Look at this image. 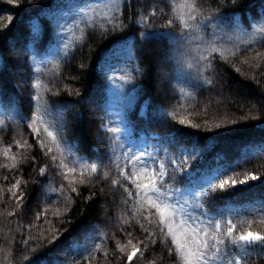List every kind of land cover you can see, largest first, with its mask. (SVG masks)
<instances>
[{
	"label": "trees",
	"instance_id": "trees-1",
	"mask_svg": "<svg viewBox=\"0 0 264 264\" xmlns=\"http://www.w3.org/2000/svg\"><path fill=\"white\" fill-rule=\"evenodd\" d=\"M187 2L0 0V165H9L0 167V264H86L90 253L92 264H126L116 242L127 245L128 239L148 245L146 250L141 246L144 255L132 264H181L175 252L169 254L171 239L160 232L156 218L149 224L147 212H134L135 191L129 198L123 187L112 185L119 178L132 188L117 168L127 164L125 154L144 153L149 167L165 164V185L179 189L169 199L182 206L178 219L181 213L191 218L189 227L231 220L240 232L252 221L251 230L264 232V58L256 55L264 53V35L253 31L264 25V0H196L201 11L189 21L196 27L186 29L178 17H187ZM234 25L240 35L231 31ZM250 29L252 35H242ZM154 39L161 54L176 53L164 63L166 71L175 72L170 93L155 91ZM213 46L219 51L210 52ZM17 68L25 73L22 81L13 76ZM219 78L234 99L212 89ZM36 81L39 89L33 87ZM37 93L42 98L34 101ZM92 94L96 103L90 104ZM37 107L57 134L63 155L46 134L38 140L28 127ZM15 141L27 147L18 148ZM9 145L15 161L3 155ZM47 148L53 149L49 155ZM61 160L77 168L69 175L77 182L64 179ZM81 163H96L99 171L81 177ZM41 167H46L43 175ZM249 173L258 178L211 188ZM81 178L85 183H79ZM18 179L17 192L12 185ZM42 185L41 201L34 204ZM105 190L117 209L103 211ZM12 192L22 195L19 203ZM105 221H111L110 230ZM141 224L155 243L146 240ZM227 251L244 256L248 264H264V246L227 244Z\"/></svg>",
	"mask_w": 264,
	"mask_h": 264
},
{
	"label": "snow or ice",
	"instance_id": "snow-or-ice-1",
	"mask_svg": "<svg viewBox=\"0 0 264 264\" xmlns=\"http://www.w3.org/2000/svg\"><path fill=\"white\" fill-rule=\"evenodd\" d=\"M8 3H17L19 0H7ZM233 4L236 3V0H231ZM188 9L187 17L180 15L178 17L179 21L183 24L184 28L196 27L194 24H190L189 21H195L197 15L200 13L201 9L197 7L196 0H188L184 5ZM155 12H153V15ZM12 17H7V22L11 23ZM169 24L172 23L171 20L168 21ZM3 27H7V24H4ZM255 31L261 35H264V25L257 27ZM210 52H218L219 49L214 46L209 49ZM235 52L230 53V55H235ZM257 57L264 58V53H257ZM226 58V57H225ZM201 59L207 60L205 56H201ZM247 63V60L244 61ZM210 65V62H209ZM239 71V69H237ZM211 83V81H209ZM33 87L39 89L41 87L40 81H36L33 84ZM42 97L39 93L33 97L34 101H39ZM181 123L185 121L181 120ZM4 122L0 120V125ZM31 131L37 136L38 140L41 136L46 134V137L50 139L51 143L56 146L63 155V149L60 148V141L57 137V134L51 130L50 126L44 121L43 116L39 112V107H37L36 112L33 114L31 123L28 125ZM219 127V125H217ZM106 130L113 134H118L120 132L119 128L107 127ZM15 145L18 148L27 147L26 142L22 144L20 141H15ZM11 145L5 147L3 155L6 159L15 161V156H9ZM40 147L45 148L46 145L41 141ZM53 151L52 148H47L46 155L51 154ZM127 156V164L121 166L117 164L119 169V176L123 178L124 181H127L132 185V188L129 189L127 186L121 184V179H113L112 185L121 186L124 188L127 196L133 198V190L135 191V200L136 203L133 206L134 212L142 213L147 212V215L144 216V220L149 224L152 223V218H156L157 224L160 226V232L171 239L173 247L168 249L169 254L175 252L181 264H248V261L242 255H230L227 251V244L236 245L240 248H245L246 246L260 245L264 246V232L261 231H252L251 224L252 221H248L249 228L244 231L237 232V224L233 223L231 220H214L208 225H202L197 227L195 223H192V226L189 227L191 223V218H185L183 214H180L179 219L177 214V208L182 207L178 203H173L169 198L178 193L179 189H172L171 186L165 185V178L168 176L167 169L164 163H159L156 167H149L145 161H143L144 153L140 155L135 154H125ZM51 159L56 162L57 157L51 155ZM175 164V161H172ZM61 169L64 170L65 179H68L69 175L77 171L76 167L68 168L67 164L60 161L58 165ZM0 167H9V165H0ZM11 167H16V164L13 163ZM80 175L81 177L87 173L88 177L91 178L94 174L99 171V166L96 163L92 164H79ZM177 170H180L177 168ZM41 175L46 171V167H41L39 169ZM109 173L104 172V178H107ZM258 177L253 174H248L246 179L235 180L232 178L221 180L218 184H212L211 188L224 189L226 186H235L236 183H246L248 180H254ZM7 179V177H5ZM71 183V181H70ZM79 183H85L83 178L80 179ZM21 180H17L12 188L19 191V186ZM63 187V186H62ZM11 191V189H9ZM73 192H76V188H72ZM17 192H12V196L15 197L19 203L22 200V195H17ZM91 198V197H89ZM127 203V201H125ZM39 215L37 214L38 218ZM139 223V221H137ZM264 222V219L261 220ZM123 223H129V220L124 219ZM237 223H243L238 221ZM141 228H144V225H140ZM144 231L147 233L146 240L151 243H155V237L152 232L147 228H144ZM131 236V233H128ZM58 239L54 236L53 241ZM27 243V241L25 242ZM117 250L121 254H126V264H132L133 260L137 257H143L144 252L141 250L147 249L148 245L144 241H137L135 244L131 239L127 240V245H131V251L126 252L127 245L121 244L119 241L116 242ZM100 245L96 246V250L100 249ZM105 257L108 256V252L104 253ZM91 259L85 257L86 264H92V260L95 259L94 253H90ZM155 264V262H152Z\"/></svg>",
	"mask_w": 264,
	"mask_h": 264
},
{
	"label": "rangeland",
	"instance_id": "rangeland-1",
	"mask_svg": "<svg viewBox=\"0 0 264 264\" xmlns=\"http://www.w3.org/2000/svg\"><path fill=\"white\" fill-rule=\"evenodd\" d=\"M99 1H102V0H99ZM95 4H98V2H95ZM87 6H88V4L87 5H85L84 7H86L87 8ZM113 6V4H109L108 5V8L109 9H111V8H113L112 7ZM262 18V15L259 13L258 14V17L256 18V20L257 21H259L260 19ZM236 25H234V28H231V31H233V32H235V33H237V34H241L240 33V31L238 32V30L237 29H239V28H236L235 27ZM241 29V28H240ZM255 30V28L253 29V31ZM252 31V29H250V30H246V31H244L243 33H242V35H252L254 32H256V31H254L253 32ZM219 33H220V35H223V33H225V32H223V30H221V31H218ZM227 33V32H226ZM158 39H154V41L153 42H151V44H150V48L151 49H153V50H155V49H157V48H159V43H158ZM242 42H247V41H249V39L248 40H241ZM238 42H240V40L239 41H236V43H238ZM16 49H21V47H17ZM170 52V51H169ZM165 52V51H163L162 52V54H160V56L159 57H156V62H155V68H154V77H155V79H156V83H155V91H157V92H160L161 94H163V93H170V92H172L173 91V88L171 87V85L169 84V81H170V83H171V80L173 79V77H175V72H174V70L172 71V72H169V71H166L165 70V65H164V63H165V60H168L169 58H173L174 56H175V52L174 51H172V52ZM13 72V76L14 77H16V79H18L19 81H22V79L24 78V76H25V73H24V71H22V69H19V68H17V69H15V70H13L12 71ZM200 76L199 77H196L195 78V82H198L199 80H200ZM165 80H168V82L167 81H165ZM14 82H15V80H14ZM167 82V83H166ZM216 83V85L215 86H213L212 87V89H214V91L215 92H217L221 97L222 96H224V97H228V99L229 98H231V99H234V97H236V95H235V93L233 92V91H231V93L230 94H228L227 93V90L225 89V87H224V81H223V79H221V78H219V79H217V81L215 82ZM207 97H211L212 96V92L211 93H208V92H205L204 93ZM96 97H97V95L95 94H92V96H90V98H89V100L91 101L90 102V104H92V103H96L95 101H96ZM89 106V105H88ZM87 106V107H88ZM92 106V105H91ZM95 111V110H94ZM64 179H65V177H64ZM66 180H68V181H73V182H77L78 180H77V178L76 177H74V176H69L68 177V179H66ZM45 186L44 185H42V188H41V191H40V193H38L36 196H35V198H34V201H33V203L34 204H39L40 203V201H41V197H42V195H43V191H44V188ZM104 195L106 196V197H108V203H105V204H101V206H102V209H103V211L104 212H106L107 210H109L110 208H115L116 207V209H117V206L119 205V204H117L116 202H115V200L113 199V194L111 193V191H104ZM116 214V213H115ZM117 214L119 215V213L117 212ZM117 217V216H116ZM106 223H105V227L108 229V230H110L111 229V225H112V223H111V221H105ZM94 227V229H95V226H93ZM96 230V229H95ZM252 231H254V230H252ZM5 254H7V252H5Z\"/></svg>",
	"mask_w": 264,
	"mask_h": 264
},
{
	"label": "bare ground",
	"instance_id": "bare-ground-1",
	"mask_svg": "<svg viewBox=\"0 0 264 264\" xmlns=\"http://www.w3.org/2000/svg\"><path fill=\"white\" fill-rule=\"evenodd\" d=\"M161 45H159V48H157V50H156V57H159L160 56V54H161V47H160Z\"/></svg>",
	"mask_w": 264,
	"mask_h": 264
}]
</instances>
